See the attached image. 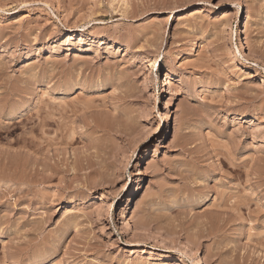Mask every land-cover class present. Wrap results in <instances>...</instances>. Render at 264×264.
<instances>
[{
	"label": "rangeland",
	"instance_id": "rangeland-1",
	"mask_svg": "<svg viewBox=\"0 0 264 264\" xmlns=\"http://www.w3.org/2000/svg\"><path fill=\"white\" fill-rule=\"evenodd\" d=\"M0 264H264V0H0Z\"/></svg>",
	"mask_w": 264,
	"mask_h": 264
},
{
	"label": "bare ground",
	"instance_id": "bare-ground-1",
	"mask_svg": "<svg viewBox=\"0 0 264 264\" xmlns=\"http://www.w3.org/2000/svg\"><path fill=\"white\" fill-rule=\"evenodd\" d=\"M70 38H73L72 36H70ZM197 52V43L194 39H189L188 41V44H187V47L186 49H184L180 54L179 56V59H190L195 53ZM170 73V72H169ZM171 77V75L169 74V78ZM44 121V120H43ZM44 127V122L42 123ZM41 124V125H42ZM61 125V124H60ZM41 127V126H40ZM44 134V133H43ZM113 135V134H112ZM72 138V137H71ZM150 154V150H147L146 152V156H145V160L148 159V155ZM141 174V173H140ZM142 180V177L139 178V181ZM123 214V213H122ZM143 224V223H142ZM198 263V262H196Z\"/></svg>",
	"mask_w": 264,
	"mask_h": 264
}]
</instances>
